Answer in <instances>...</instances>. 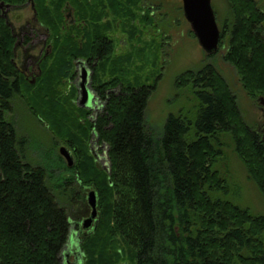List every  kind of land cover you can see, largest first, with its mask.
I'll return each mask as SVG.
<instances>
[{
    "label": "trees",
    "instance_id": "trees-1",
    "mask_svg": "<svg viewBox=\"0 0 264 264\" xmlns=\"http://www.w3.org/2000/svg\"><path fill=\"white\" fill-rule=\"evenodd\" d=\"M0 1L21 7L27 0ZM95 1L30 0L37 23L19 31L48 34L31 80L21 66L33 58L24 53L16 61L19 34L0 17V264H69L71 221L53 188L72 195L77 183L96 191L99 212L95 230L79 238L83 264H118L116 237L131 264H264V215L217 196L227 187L214 169L221 136L229 135L264 197V125L246 124L227 83L205 64L175 80L177 88L190 87L194 119L190 111L170 113L155 134L145 115L158 79L145 85L129 78L123 59L113 57V41L91 21ZM109 1L114 13L124 12V0ZM228 1L231 22L222 27L219 46L228 36L225 61L250 98L264 96V11L254 0ZM66 3L82 23L66 24ZM76 61L91 71L92 107L98 105L92 120V109L73 103L75 91L59 90L74 76ZM16 96L73 152L75 163L64 166L69 175L58 186L49 185L44 167L26 161L27 141L8 118ZM92 133L107 146L109 172L89 152Z\"/></svg>",
    "mask_w": 264,
    "mask_h": 264
},
{
    "label": "rangeland",
    "instance_id": "rangeland-1",
    "mask_svg": "<svg viewBox=\"0 0 264 264\" xmlns=\"http://www.w3.org/2000/svg\"><path fill=\"white\" fill-rule=\"evenodd\" d=\"M264 11V0H254ZM24 5V4H23ZM109 0H96V20H91L99 25L100 34L109 37L113 41V57L123 59L125 68L129 71V78H135L139 83L149 85L157 80L156 89L151 94L146 108V123L155 134H161L164 121L168 114H177L180 111L189 112L194 119V107L196 102L190 87L177 88L176 78L188 70L196 71L205 64H212L217 72L227 83L231 92L236 97V102L243 120L250 127L263 125L264 106L258 99L264 96L250 98L242 87L239 76L233 66L227 63L224 55L227 51L228 36L222 40L218 52L207 56L199 46L197 39L185 20L181 0H138L135 5L123 1L124 12L114 13ZM211 6L215 14V20L221 31L224 24L231 22V10L228 0H211ZM99 9V11H98ZM8 21L16 34H21L19 29L30 22L32 11L30 5L11 9ZM35 26V25H34ZM29 28L28 26H26ZM33 32H28L30 34ZM18 36L16 49V61L21 62V56L28 53L33 59L25 61L21 66L22 71L28 74L31 80L36 73L35 57L45 51L42 44L46 42L47 33L38 31L31 37ZM83 62V61H82ZM88 68V67H87ZM89 70V68H88ZM79 65L75 62L74 76L67 78L59 86V90L69 96L72 91L75 95L73 103H79ZM91 92V82L89 84ZM13 111L8 114L13 122L17 134L26 139V161L33 166L44 167L51 178L49 185L58 186L63 177L68 176L64 166L67 165L64 158L59 155L61 147L67 148L62 142H55L45 123H41L26 106L21 97H15L12 102ZM92 109L89 119L92 120L98 105L88 106ZM223 146L222 157L214 166L220 176L225 180L227 194H217L220 198L231 201L240 208L248 209L252 214L264 215V197L250 178L247 169L234 150V144L229 135L221 136ZM90 154L95 157V163L100 170L109 172L110 164L107 157V146L97 141V136L91 134L87 143ZM68 149V148H67ZM73 158V152L68 149ZM63 162L60 163L58 158ZM72 165V166H73ZM74 192L70 195L61 189H54L53 194L59 205L63 206L71 221V238L64 248L67 262L70 264H83V254L79 248L80 234L77 224L87 213L90 216L91 209L87 204V194L94 189L81 187L76 184ZM96 193V191H95ZM97 198V193H96ZM98 210V201H97ZM99 219V212L97 221ZM97 223V222H96ZM96 227V224H94ZM93 225V226H94ZM95 230L94 227L91 228ZM112 247L121 258L118 264H131L128 249L118 237L114 238Z\"/></svg>",
    "mask_w": 264,
    "mask_h": 264
},
{
    "label": "water",
    "instance_id": "water-1",
    "mask_svg": "<svg viewBox=\"0 0 264 264\" xmlns=\"http://www.w3.org/2000/svg\"><path fill=\"white\" fill-rule=\"evenodd\" d=\"M181 2L184 18L188 22L201 49L207 56L216 54L219 49L220 30L215 20L211 0H181ZM78 65L80 72L78 104L87 108L94 103V95L89 89L91 71L87 69L82 61H79ZM258 102L264 106V98H259ZM59 155L64 158L68 167L73 165L72 155L67 148L61 147ZM87 204L91 212L90 216L83 221V230L95 228L94 224L97 222L98 210L95 191L91 190L87 194Z\"/></svg>",
    "mask_w": 264,
    "mask_h": 264
},
{
    "label": "flooded vegetation",
    "instance_id": "flooded-vegetation-1",
    "mask_svg": "<svg viewBox=\"0 0 264 264\" xmlns=\"http://www.w3.org/2000/svg\"><path fill=\"white\" fill-rule=\"evenodd\" d=\"M29 4H30V0H27L24 3L23 6H26V5H29ZM94 5H95V3H94ZM15 7H18V6H15L14 4H10V3H7V2L5 3V1H0V17H2L3 19L8 21L9 13H10L11 9H13ZM93 9H95V6L93 7ZM62 12H63L64 19L66 21V24H68V25L76 24L77 25V24L82 23V21L79 20V16L75 15V10L72 7H70L67 3L62 7ZM35 23H37L36 18H35V16H32L31 21L30 22H26V25L27 26H31L32 24H35ZM20 33H21L20 34L21 37H31V36H33L32 33L28 34V33H24L23 31L20 32ZM43 46H44V43L42 44V47ZM41 52H42V48H41V50L39 52V55L41 54ZM262 113H263V119H264V110L262 111ZM263 125H264V122H263ZM106 159H107V157H106ZM86 218H88V213H87V215L84 218H82L80 223L77 224V231L79 232L80 235L88 233L91 230V228L88 229V230H83L82 229L83 221Z\"/></svg>",
    "mask_w": 264,
    "mask_h": 264
}]
</instances>
